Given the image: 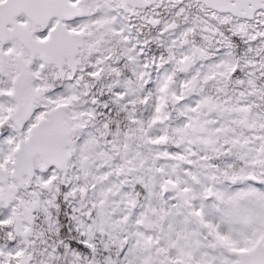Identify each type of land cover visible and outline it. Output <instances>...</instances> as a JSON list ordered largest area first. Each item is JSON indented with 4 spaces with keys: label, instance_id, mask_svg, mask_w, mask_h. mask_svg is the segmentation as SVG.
Instances as JSON below:
<instances>
[{
    "label": "snow or ice",
    "instance_id": "snow-or-ice-1",
    "mask_svg": "<svg viewBox=\"0 0 264 264\" xmlns=\"http://www.w3.org/2000/svg\"><path fill=\"white\" fill-rule=\"evenodd\" d=\"M0 264H264V0H0Z\"/></svg>",
    "mask_w": 264,
    "mask_h": 264
}]
</instances>
